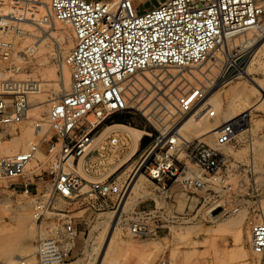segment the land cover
Returning a JSON list of instances; mask_svg holds the SVG:
<instances>
[{"label": "built area", "instance_id": "2783aa9c", "mask_svg": "<svg viewBox=\"0 0 264 264\" xmlns=\"http://www.w3.org/2000/svg\"><path fill=\"white\" fill-rule=\"evenodd\" d=\"M137 1L50 0L46 4L44 23L52 17L74 38L63 60L71 72L70 90L49 111V126L60 140V149L56 142L46 148L45 154L53 156L54 162L41 171V186L28 179L8 188L33 198L36 224L48 231L36 242V264H66L75 252L77 226L70 212L57 204H72L88 194L99 201L92 208L105 209L114 198L125 196L131 181L109 179L102 172H109V154L127 143L114 130L102 143L96 141L115 127H103L111 116L130 109L127 88L133 76L153 68L198 66L219 47L229 49L238 37L248 33L264 37V0H164L142 12L134 5ZM20 7V0H0V124L15 126L26 148L0 156V181L24 178L47 141L43 125L29 116L33 82L15 77L18 29L23 22L18 19L26 17L19 16L24 13ZM243 126L242 118L224 123L213 131V145L158 131L138 170L166 199L173 198L174 186L189 193L201 191L221 182L229 168L223 150L237 140ZM80 165L87 177L77 171ZM157 213L140 212L131 233L140 239L158 237L162 225ZM250 245L258 264H264V219L251 226ZM16 262L30 264L25 258Z\"/></svg>", "mask_w": 264, "mask_h": 264}, {"label": "rangeland", "instance_id": "374dc122", "mask_svg": "<svg viewBox=\"0 0 264 264\" xmlns=\"http://www.w3.org/2000/svg\"><path fill=\"white\" fill-rule=\"evenodd\" d=\"M46 1L48 0L21 2L20 8L24 13L21 12L19 16L22 14L26 16V13H29L33 21L36 15L44 19L47 10L41 13L39 7L46 6ZM159 1L164 0H138L134 5L141 12L149 11L155 8ZM44 25H47L46 29L28 21L22 22L18 29L20 37L17 41L14 64L19 68L16 78L35 79L43 85V93L38 99L35 100V94L29 96V116L31 121L43 122L45 125L43 134L47 141H50L43 144V153L34 160L36 172L33 175L29 174L28 169L24 178L0 182V264H13L9 258L18 255L27 259L30 264H36V242L40 236L44 237L48 232L41 231L36 224L33 216V198L25 196L19 189L18 193L8 190L12 183L21 185L28 179L41 186V171L54 162L53 156L45 154L46 148L49 143L56 142L60 149V140L49 126V111L52 103L60 98L64 70L70 72L63 63L69 51H66L65 46L60 42H50L47 38L50 35L63 36L66 45L70 47L69 50L74 46V38L69 28L52 17ZM252 37L257 38L256 35L251 34L231 41L230 51L234 54V62L229 61L226 55V50L229 49L225 46L223 49L218 48L221 54L218 61L211 56L200 66L153 68L148 71L166 74L164 77L161 75L154 77L153 80L145 78L144 72L132 77L127 88L130 109L111 116L109 125L106 122L103 127L112 125L115 127H109L102 137L104 141L114 130L127 143L120 151L109 154L106 162V165H109V172L102 174L120 182L128 178L127 182L131 181L130 186L124 197L114 198L110 208H92V205L99 201L88 194L72 204L64 202L57 204L59 208L70 212L68 215L73 218L79 233L75 252L66 264H98V262L99 264H220L217 257L220 253L240 249L248 254V258L235 264H258L250 245V230L254 223L264 219V109L257 108L260 103L247 108L246 114H250L249 119H251L250 128L238 136L231 146L223 150L228 156L229 168L223 172L221 182L209 184L205 189L193 193L180 188L176 192L179 195L176 196L174 193L173 198L169 200L161 196L144 172L138 170L158 131L175 134L179 129L176 128L177 125L170 128L158 126L156 119L158 120L160 110L155 108V103L175 108L181 100L194 95L193 86L202 88V80L208 84L217 81L221 84L220 99L217 104H208L198 113L199 125L208 131L214 128L212 127L214 115L228 107L230 97L241 95L244 90L252 87L250 83L246 87L249 80L241 77L242 71L247 70L251 65L254 70L251 77L258 82H264V64L255 59L251 50ZM243 45L247 46L243 47ZM168 70H175L177 73L170 74ZM232 87H237L238 90L228 95V90ZM130 89L134 92L132 93ZM36 103L39 105H34ZM202 103L204 101L195 108L199 109ZM89 119L95 120V117L90 116ZM127 131L134 136H137L138 132L143 133L135 153H133L132 137ZM195 131L190 133L188 140L203 139L197 136ZM203 141L213 145L214 136L206 137ZM25 148L26 142L15 126L0 124V156H12ZM7 151L9 154L4 153ZM77 171L87 177L82 165ZM137 175H143V188L150 195L122 211ZM45 177L47 179V176ZM233 208H237L238 211H234ZM23 210L27 214L25 218L21 215ZM144 210L158 211L162 227L160 235L156 238L140 239L131 233V225L138 221L141 216L139 213ZM118 213L119 219L115 224L116 238L111 249L104 252V243L112 226L105 219L110 216L116 217ZM241 216L244 218L242 247L237 246L231 236L218 231L221 224ZM97 254L99 259L94 261Z\"/></svg>", "mask_w": 264, "mask_h": 264}, {"label": "bare ground", "instance_id": "6f19581e", "mask_svg": "<svg viewBox=\"0 0 264 264\" xmlns=\"http://www.w3.org/2000/svg\"><path fill=\"white\" fill-rule=\"evenodd\" d=\"M28 2L33 0H20L21 2ZM37 1V0H36ZM50 0L46 1L45 4H48ZM38 3V2H37ZM45 9L47 10V6L39 7V11L41 13H45ZM5 12H8L5 10ZM10 12V11H9ZM17 12V10H16ZM18 20L28 21L32 23L33 25H38L40 28H47V25H44V20L40 18L39 15H36V18L33 20L30 19V14L26 13V17ZM36 21V22H35ZM42 26V27H41ZM45 31V30H44ZM252 33L246 34L247 36H251ZM255 35V34H254ZM257 38H253L251 40V50L254 52L255 59L257 61L263 62L264 64V37H259L256 35ZM243 37V36H241ZM47 41L53 42H60L62 46H65L66 51H70V47L64 40L63 36L59 35H50L47 38ZM231 42H230V48L227 51L226 55L229 58L230 62H234V54L230 51L231 49ZM247 45H243V47H246ZM73 47V46H72ZM221 48V47H220ZM69 53V52H68ZM212 56L215 61H218L219 58H221V54L218 52V49L214 50L205 60H208ZM202 62L201 64H204ZM200 64V65H201ZM198 65V66H200ZM250 65L249 68L245 71H242V78L248 79L249 82L246 83V87L251 84L252 87L247 88L244 90V92L241 95H234L230 97L228 107L223 110L219 111L217 114L214 115V123L212 125V129L210 130H204L202 128L203 126L199 125V118L198 113L208 104H217L218 100L220 99V93L221 90V84H219L217 81H211L209 84L202 80V88L199 86H193L192 91L194 92V95L191 97H188L186 100H181V103H177L175 105V108L164 105L162 103H155L154 106L157 110H160L158 120L156 119V122L158 123V126L163 128H170L172 126L179 127L178 131L175 132V134L183 140H188L190 138V133L194 130L197 136L202 137L203 139H206V137L213 136V131H215L217 128H219L224 123L228 122L229 120L233 118H242L244 121V126L239 129V136L245 132V130H248L251 126V119H249L250 114H245L247 112V108L254 107L258 105L257 108H263L264 109V82H258L253 77H251V74L253 73V68ZM204 69H202L203 71ZM200 71V72H202ZM168 73L175 74L177 73L175 70H168ZM145 78L149 80H153L154 77L162 76L164 77L165 73H158L157 71H145L144 73ZM54 77H56L54 75ZM33 82V94H35V100L38 99L42 93H43V85L39 83V81L33 79L31 80ZM70 82H71V75L69 71L64 70L63 72V88H61V93L59 96H63L65 93H67L70 89ZM237 87H232L228 90V95H232L237 91ZM130 91L133 93L134 91L130 89ZM32 94V95H33ZM201 107L199 109H196L201 102H203ZM40 103V102H39ZM39 103H36L34 105H39ZM196 109V110H195ZM43 125V128L45 130V125L42 121H37ZM109 131V130H108ZM126 131V130H125ZM128 132V131H127ZM202 132V133H200ZM200 133V134H198ZM132 138L133 142V153L137 150L139 140L142 139L143 133L138 132L137 136L132 135L130 132L127 133ZM103 137V136H102ZM102 137H100L96 144L102 143ZM202 139V140H203ZM213 140V139H212ZM211 142V141H209ZM5 154H9V152H4ZM11 153V152H10ZM35 162L32 161L28 167L29 174L33 175L36 170L34 167ZM27 169V170H28ZM3 182V181H0ZM150 195L147 191L143 188V175H137L133 185L132 189L130 191V194L126 198V201L123 205L122 211L130 208L132 205H134L137 201L140 199ZM21 213L22 217L25 218L27 214L24 212ZM243 215V214H242ZM119 219V213L116 215V217L110 216L107 217L105 220L108 222L111 226V231L108 233V236L106 237V241L104 243L103 251L107 252L111 249L113 242L116 238V232H115V224L117 220ZM243 223L244 218L238 217L231 220H228L224 224H221L218 228L219 232H222L224 234H227L231 236L234 239V242L237 246L242 247L244 244V230H243ZM109 227V226H108ZM107 232V228L105 229V233ZM104 233V235H105ZM149 249H155V248H149ZM218 260L220 264H235L239 262L240 260H246L248 258V254L243 250H233L228 253H220L218 256ZM22 256H14L12 258H9V261L13 262V264L21 259ZM98 254L94 258V261H97ZM101 261V258L100 260ZM99 264V262H98Z\"/></svg>", "mask_w": 264, "mask_h": 264}, {"label": "crops", "instance_id": "0c3cea01", "mask_svg": "<svg viewBox=\"0 0 264 264\" xmlns=\"http://www.w3.org/2000/svg\"><path fill=\"white\" fill-rule=\"evenodd\" d=\"M109 121V120H108ZM107 121V122H108ZM178 190H180V188L178 187V186H174V187H172V193L174 194V193H176ZM179 194L178 193H176V196H178Z\"/></svg>", "mask_w": 264, "mask_h": 264}, {"label": "trees", "instance_id": "16d2710c", "mask_svg": "<svg viewBox=\"0 0 264 264\" xmlns=\"http://www.w3.org/2000/svg\"><path fill=\"white\" fill-rule=\"evenodd\" d=\"M107 124L109 125V121L107 122Z\"/></svg>", "mask_w": 264, "mask_h": 264}]
</instances>
